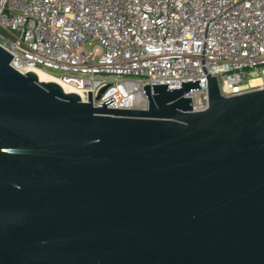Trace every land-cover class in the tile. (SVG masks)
Here are the masks:
<instances>
[{
    "label": "water",
    "instance_id": "water-1",
    "mask_svg": "<svg viewBox=\"0 0 264 264\" xmlns=\"http://www.w3.org/2000/svg\"><path fill=\"white\" fill-rule=\"evenodd\" d=\"M0 47V264H264V88L93 107ZM102 88L97 95L104 91Z\"/></svg>",
    "mask_w": 264,
    "mask_h": 264
},
{
    "label": "built area",
    "instance_id": "built-area-1",
    "mask_svg": "<svg viewBox=\"0 0 264 264\" xmlns=\"http://www.w3.org/2000/svg\"><path fill=\"white\" fill-rule=\"evenodd\" d=\"M0 47L97 108L147 110L144 85L199 80L183 95L198 112L208 74L223 97L264 88V0H0Z\"/></svg>",
    "mask_w": 264,
    "mask_h": 264
},
{
    "label": "bare ground",
    "instance_id": "bare-ground-1",
    "mask_svg": "<svg viewBox=\"0 0 264 264\" xmlns=\"http://www.w3.org/2000/svg\"><path fill=\"white\" fill-rule=\"evenodd\" d=\"M27 71L34 72L36 74L38 80L41 82H48V81L55 82V83L60 85V87L64 90V92H67V93L68 92H74L81 97L79 91H77L74 87H72L70 84L62 81L61 79L57 78L56 76H54L53 74H51L47 71H44L38 67H29L27 69ZM259 81L260 80L258 78H252L250 81V84L255 86L259 83Z\"/></svg>",
    "mask_w": 264,
    "mask_h": 264
},
{
    "label": "rangeland",
    "instance_id": "rangeland-1",
    "mask_svg": "<svg viewBox=\"0 0 264 264\" xmlns=\"http://www.w3.org/2000/svg\"><path fill=\"white\" fill-rule=\"evenodd\" d=\"M44 71L51 72L53 75H56V76H60V73L58 71H55V70L44 69Z\"/></svg>",
    "mask_w": 264,
    "mask_h": 264
}]
</instances>
